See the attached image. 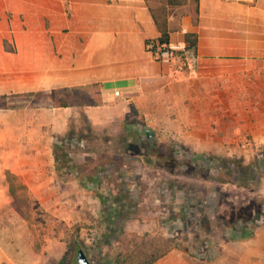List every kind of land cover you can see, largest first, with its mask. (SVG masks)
Returning <instances> with one entry per match:
<instances>
[{"label": "crops", "instance_id": "obj_1", "mask_svg": "<svg viewBox=\"0 0 264 264\" xmlns=\"http://www.w3.org/2000/svg\"><path fill=\"white\" fill-rule=\"evenodd\" d=\"M193 7L0 0V215L31 214L20 199L53 216L74 209V191L89 187L73 175L60 179L53 150L69 127L146 131L215 157L244 154L251 140L264 145V0H198L196 17ZM154 14L166 18L171 49L197 34L194 74L181 54L162 60L148 50L160 35ZM22 221L18 229L29 232ZM11 228L0 235V264H19L6 248L24 245L23 230ZM206 250L173 248L152 264H264V226Z\"/></svg>", "mask_w": 264, "mask_h": 264}, {"label": "rangeland", "instance_id": "obj_2", "mask_svg": "<svg viewBox=\"0 0 264 264\" xmlns=\"http://www.w3.org/2000/svg\"><path fill=\"white\" fill-rule=\"evenodd\" d=\"M166 137L120 130L94 139L99 146L106 139L113 142L120 152L112 158L122 166L115 170L114 164L94 163L91 170L98 174L101 184L85 182L89 188L83 195L75 190L74 209L69 208L67 215L64 208L53 216L38 202L29 204L20 199L19 207L23 204L22 211L30 210L31 214L0 215V235L9 224L12 231L23 230L22 244L34 246L6 248L7 252L19 264H60L63 256L76 264V251L81 247L92 264H114L118 251L130 249L133 242L142 251L144 247L139 243L156 236L199 254H205L209 247L220 251L225 240L244 238L241 228L235 226L233 230L229 222L249 198L264 196V145H254L251 140L252 146L242 149L246 153L235 155L253 177L240 187L222 182L234 180L233 174L227 176L226 170L220 172L216 166V158L224 162L227 155L195 153ZM89 154L97 158V154ZM83 155L87 154L72 151L69 157L80 164ZM216 175L221 182L214 181ZM111 214L119 215L120 222L107 219ZM24 219L31 228L29 232L17 227L24 224ZM57 239L65 243L58 247Z\"/></svg>", "mask_w": 264, "mask_h": 264}, {"label": "trees", "instance_id": "obj_3", "mask_svg": "<svg viewBox=\"0 0 264 264\" xmlns=\"http://www.w3.org/2000/svg\"><path fill=\"white\" fill-rule=\"evenodd\" d=\"M186 1L187 0H167V4L171 6H180ZM191 1L194 3L193 14L194 17H196L198 0ZM153 18L160 35L156 39L152 40V42L158 43L160 45H167L169 42V28L166 18L164 17L159 19L155 14L153 15ZM5 44L6 41H4V45ZM10 50H12V48ZM176 54H181L182 58L186 61V65L183 67L186 72L188 74H194L197 57V34L195 32L185 33L184 47L182 50L169 49V60H172ZM82 129L85 132L79 131L73 127H69L64 134L55 135L53 144L55 169L60 179H64L69 175H73L82 186H85L86 183H95L96 185H100L101 180H97L96 178L98 174L91 170L93 164H114V168L117 170L122 165L119 163V166H117L114 162L115 159L112 157L115 155L116 151H120L119 148L113 145V142L109 141V139H106L103 145H97V140L94 141V139H103L105 134L102 135L98 132H94V130L87 125H83ZM72 151L85 152L87 154L83 160V163L78 164L73 162L72 158L69 157ZM90 152L97 154V158L93 159L91 156H89ZM227 161L229 162L228 164L226 163ZM215 162L217 169L220 172H223L222 170L224 169L226 170L225 173L227 176L231 174L234 175L233 181L224 180L222 181L223 183L231 182L236 186L243 187L246 183V179H253L249 173V168L246 165H243L242 160L235 156L226 157V161L224 162L218 157L216 158ZM214 181L221 182L219 176L217 175ZM110 218H112L115 222H120V217L117 214L116 216L114 214L108 215L107 219L110 220ZM233 223L236 225H233ZM229 226H232L231 228L233 230L235 226H239V228L242 230V237L247 238L253 236L257 228L264 226V196L249 198L247 202L236 209L235 217L229 222ZM131 246L132 247H130L128 250L126 249L121 252L118 251L113 261L114 264H152L171 249L177 248L172 243V241L166 240L161 236H156L147 241H141L139 243V247H144L142 251L137 248V242H133ZM140 256L144 257L138 258ZM60 264L74 263L71 262V260L68 261V259L63 256Z\"/></svg>", "mask_w": 264, "mask_h": 264}, {"label": "built area", "instance_id": "obj_4", "mask_svg": "<svg viewBox=\"0 0 264 264\" xmlns=\"http://www.w3.org/2000/svg\"><path fill=\"white\" fill-rule=\"evenodd\" d=\"M147 48H148V50H150L153 53V55L157 59H162V60L168 59L169 49H171L170 47H168V45H164V44L160 45V44L152 42V41L147 43ZM244 143L245 144L249 143V140L247 137L244 139Z\"/></svg>", "mask_w": 264, "mask_h": 264}, {"label": "water", "instance_id": "obj_5", "mask_svg": "<svg viewBox=\"0 0 264 264\" xmlns=\"http://www.w3.org/2000/svg\"><path fill=\"white\" fill-rule=\"evenodd\" d=\"M76 264H92L87 254L81 247L77 249Z\"/></svg>", "mask_w": 264, "mask_h": 264}]
</instances>
